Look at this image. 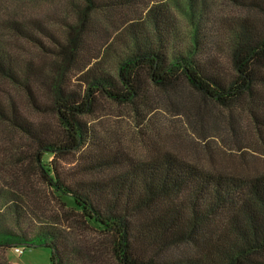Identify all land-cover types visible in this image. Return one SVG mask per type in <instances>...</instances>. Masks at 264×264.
Masks as SVG:
<instances>
[{
	"label": "trees",
	"instance_id": "1",
	"mask_svg": "<svg viewBox=\"0 0 264 264\" xmlns=\"http://www.w3.org/2000/svg\"><path fill=\"white\" fill-rule=\"evenodd\" d=\"M168 2L80 0L73 5L71 20H62L61 37L35 23L50 38L49 48L11 22L9 27L26 43L32 39L42 57L36 62L31 55L15 58L0 39V78L21 89L38 110L46 107L39 102V95H45L57 125L43 120L34 126L23 120L10 98L0 100V120L36 144L35 162L44 185L69 200L67 206L84 223L109 236L120 264H264V173L216 172L157 147L149 158L138 159L102 144L82 119L93 111L98 94L130 103L141 115L142 105L149 107V86L173 88L179 79L223 107L259 99L264 87V8L253 0H230L242 10L260 8L262 18L223 19L213 33L215 22L205 0ZM172 6L187 19L186 42L179 41ZM133 8L142 15L131 14ZM128 13L137 19L125 22ZM94 18L124 25V52L114 73L95 66V43L88 41L95 33ZM218 32L227 41L229 68L223 65L224 53L212 52ZM177 43L183 45L177 48ZM75 73L82 86L70 83ZM250 112L261 131L257 125L264 126V119ZM88 145L93 154L80 171L91 178L71 183L53 161ZM3 194L0 190V201ZM17 196L27 204L15 192ZM4 205L20 217V204L11 205L7 199ZM21 244L49 248L50 264H86L54 225H41L29 240L0 225V248Z\"/></svg>",
	"mask_w": 264,
	"mask_h": 264
},
{
	"label": "rangeland",
	"instance_id": "2",
	"mask_svg": "<svg viewBox=\"0 0 264 264\" xmlns=\"http://www.w3.org/2000/svg\"><path fill=\"white\" fill-rule=\"evenodd\" d=\"M253 1L264 8V0ZM79 2L80 0H0L1 43L15 58L19 55H31L33 62H36V59L42 57L40 49L32 39V42L26 43V39L11 29L9 24H20L27 34L38 38L49 48L50 38L36 28L35 23L45 32L61 37L62 20H71L73 5ZM205 2L209 15L215 22H212L213 33L216 29L219 30V22L223 19L232 21L241 16L262 18L260 8L257 7H253L257 10H242L230 0ZM133 9L135 11H130L131 14L135 12L139 17L142 15L140 9ZM171 11L179 27V41L186 42L187 19L177 7L172 6ZM131 14L125 22L137 19ZM94 20L95 33L88 41L92 39L95 43L93 59L98 60L95 66L114 73L115 62L124 52V25L117 26L120 21L114 25ZM91 22L93 23V17ZM179 45L183 44L177 43V48H180ZM226 48L227 41L218 32L212 52L224 53V57L220 56L223 65L229 68ZM76 73L69 76L70 83L76 87L82 86ZM259 93V99L256 96L252 100L248 99L249 102L227 108L200 96L179 79L173 88L149 86L145 98L149 107L142 105L141 115L134 112L130 103H118L98 94L93 111L85 114L82 119L102 144H107L112 151H122L138 159L149 158L156 150L154 147H157L159 151L167 150L186 161L216 172L241 175L264 173V126L258 124L261 128L258 131L250 112L251 109L256 116L264 119V87H260ZM9 98L18 104L23 120L34 126L43 120L48 121L51 127L55 128L57 125L49 109L50 101L45 95H39V102H45L46 107L38 110L21 89L0 78V100L6 103ZM90 146L52 160L63 178L72 181L71 183L91 178L89 174L80 171L93 154ZM36 150L37 146L31 139L8 122L0 120V190L5 194L1 199L3 201H0L1 227L29 240L41 225H54L68 244L82 253L86 264H120L112 254L109 236L84 223L78 212L67 206L69 200L59 197L44 185L35 162ZM47 160L51 158L48 157ZM15 192L27 204L20 201L18 196L15 197ZM7 199L11 205L20 204L23 207L20 217H14L10 207L4 205ZM14 200L18 203H14ZM16 248L21 251L17 252ZM49 253V248L43 245L21 244L0 248V264H50Z\"/></svg>",
	"mask_w": 264,
	"mask_h": 264
},
{
	"label": "built area",
	"instance_id": "3",
	"mask_svg": "<svg viewBox=\"0 0 264 264\" xmlns=\"http://www.w3.org/2000/svg\"><path fill=\"white\" fill-rule=\"evenodd\" d=\"M17 252H20L21 250H19L18 248L15 249Z\"/></svg>",
	"mask_w": 264,
	"mask_h": 264
}]
</instances>
